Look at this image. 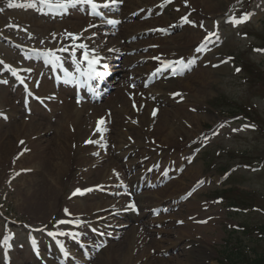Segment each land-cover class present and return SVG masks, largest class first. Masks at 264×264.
<instances>
[{
  "label": "rangeland",
  "instance_id": "374dc122",
  "mask_svg": "<svg viewBox=\"0 0 264 264\" xmlns=\"http://www.w3.org/2000/svg\"><path fill=\"white\" fill-rule=\"evenodd\" d=\"M97 2L103 4L104 0ZM183 2L123 0L113 7L98 8L97 15L88 5L59 9L39 0H0V264H227L225 253L235 250L226 242L232 244L235 239L254 248L255 254L264 253V237L258 240L260 235L254 231L264 228V124L258 127L253 114L245 113L256 109L264 122V51H258L264 50V0ZM29 4L34 6L27 7ZM244 14L249 18L232 22ZM164 16L166 21L154 29L147 24ZM185 16L187 22L182 19ZM109 19L120 23L108 24ZM136 23L140 28L135 29L141 31L133 33L131 27ZM118 31H123L122 35L118 36ZM69 33L77 34L78 39H69ZM102 38L107 41L102 52L114 47L112 42L125 49L135 47L125 54L128 62L119 59L109 70L114 74L133 61L130 70L136 71L139 83L127 82L124 96H132L127 91L133 85L141 94L144 89L162 87L160 78L145 80L147 67L183 61L179 72L166 70L171 75L162 90L164 100L155 103L156 110L169 114L180 110L181 104L194 106L169 121L179 130L175 133L178 151L163 157L161 149L136 132L132 140H140L137 154L119 156L116 169L120 175L111 171L107 184L104 166L111 162L100 161L96 169L105 171L104 180L102 185H94V176L81 181L78 157L70 152L76 145L67 142L71 163L61 175L54 170L48 173L45 160L43 163L36 156H51L48 148L55 147L54 135L68 138L76 128V139H82L89 151L87 168L92 165L94 172L102 154L117 156L113 145L86 143L84 135L90 124L83 128L72 121L65 123L70 112L64 118L65 111H61L64 103H76L81 120L95 125L92 141L108 137L104 125H99L101 133L96 131L105 114L111 118L105 124L122 131L113 124L116 116L108 113L106 103L115 95L114 87V92L100 99L90 95L87 110L81 109L86 103L80 97L86 90L77 89V97L68 95L75 90V81L66 82L65 73L85 78L74 63L83 59L84 50L77 52L73 47L81 43L94 47ZM61 47L74 50L76 56L56 51L60 61L53 64L43 55ZM117 57L116 53L108 55ZM107 81L106 88H110V79ZM97 83L87 85L97 92L106 89ZM146 99L143 96L141 100ZM234 104L243 109L232 112ZM63 123L61 135L62 131L56 130ZM110 136L114 134L110 132ZM39 140L42 144L37 149ZM123 142L121 153H126L133 143ZM189 168L191 173L186 174ZM49 174L52 176L47 179ZM231 185L242 192L241 201L247 198L259 210L239 213L215 199L213 191ZM47 186L53 189L52 197L44 202ZM77 189L91 191L73 195ZM231 196L235 201L236 195ZM129 204L135 208L123 214ZM236 204L241 206L239 201ZM238 225L250 231L252 242L242 231L232 229ZM233 231L236 233L230 234ZM123 256L130 259L122 263Z\"/></svg>",
  "mask_w": 264,
  "mask_h": 264
},
{
  "label": "bare ground",
  "instance_id": "6f19581e",
  "mask_svg": "<svg viewBox=\"0 0 264 264\" xmlns=\"http://www.w3.org/2000/svg\"><path fill=\"white\" fill-rule=\"evenodd\" d=\"M188 1V0H187ZM185 2V0H184ZM183 2V4H184ZM138 19L140 18V14H137ZM74 19H78L77 17H74ZM177 19V18H176ZM181 19H179L177 22H179ZM165 16L163 18H160L158 20L152 21L150 23V21L147 24H151L153 29L157 27L158 24L165 22ZM146 24V23H145ZM134 26H132L131 28L134 30V32H138L141 31V29H135L140 28L138 27L139 25L133 24ZM177 27V26H176ZM160 28V27H158ZM163 28H165L163 26ZM128 29L124 28V31H126ZM120 31V30H119ZM119 31L117 32L118 36L122 35V33ZM109 33L113 32H107V35H109ZM88 34V33H86ZM104 34V33H103ZM183 37V36H182ZM181 38V37H180ZM183 41L187 42L188 38L186 36L182 38ZM107 41L104 40V38H102V40H100V43L94 44V47H88L89 50L94 49L95 53H97L99 55V57H101L102 59L100 60V63L104 61L105 58L108 57L109 54H113L116 53L118 55H121V60H123L124 63L128 62L129 58H127L125 56L126 54V49L125 46H120L118 44H116V42H112V44H114V47L112 48H108L106 51V53L102 52V50L104 49L102 46L106 43ZM120 46V48H119ZM131 50L134 49L135 47L130 46ZM74 50H76L77 52L80 51L79 47H73ZM116 49H118V51H116ZM108 60V59H107ZM137 61V59L134 60V62ZM133 62V61H132ZM131 62V63H132ZM99 63V64H100ZM108 63L110 64V66L112 65V62L108 61ZM159 69H161V71H163V66L160 67ZM157 70V69H156ZM153 71V69L147 67V70L145 73H150L151 71L152 74L151 76H154L155 71ZM160 71V72H161ZM136 72V71H135ZM130 75H133L132 73H129ZM117 73L114 74L113 76V80L111 81V83H114L115 80H117V83L119 82V79H117ZM125 81V80H124ZM122 81L120 82V84L116 87V91H115V95H113L112 97H108L109 99L106 101L107 104H109V106H107L108 108V113L111 115H115L116 116V120H114L113 124L117 125V127H120L122 129V131H118L115 130L114 128H111L110 125L105 124L106 122H109V120H111V118H109L107 116V114H105V118H102L105 123L102 124L105 126L106 128V134H108V137H104V139H100V140H94L92 143H95L97 145L102 144V146H109L111 147L113 145V149H115V152L117 154V156H114V158H107L106 154H102L99 156V158L96 161V164L94 166V172L92 170V165L90 168L86 167V162H89L90 159L87 157V152L89 153L88 149L85 148L83 146V141L81 139V141L77 140L75 137V134L78 133L76 132L77 128L75 130H71V132L73 133V136L68 135V138L63 135L57 137L56 134L53 137V141L55 142L53 144L55 147L49 149V152L51 156L49 157H45L44 159V154L40 153V157H38V160L42 161L44 163L43 160H45L46 166L48 168V173L52 170H54L57 175H61V173L63 170H66V166L67 164H70V157L68 156V153L66 152V146L69 145V143H71L72 145H76V149H71L70 152L74 157H78V167H80V177H81V181L82 180H86L91 176H94V178L97 180V183L94 185H102L103 184V180H104V172L105 171H99L98 169H96L99 166V162L102 161L104 159L109 160V162H111V165L108 163L107 165L104 166L105 170H107V174H108V178L105 181V184H107V181L110 179V174L111 171L116 172V175H120L119 174V170L116 169L117 164L118 163V157H125L127 156V154H131L133 153L134 155L137 154L138 151H135V148H139L141 147L139 142L140 140L137 141L136 140H132V139H136L135 137H133V134L135 135L136 132H139L141 134V136H139L141 139H146L150 142V144L152 143V145L156 146V148L158 147V149H161L160 151L162 152V156H168V154H171L173 152L178 151L179 149V141L177 138V135H175V133L177 134V131L179 132V130H177L173 124H171L169 121L172 120V116L175 115L177 116V118L179 116L184 115L185 111L187 110L188 107H192L194 106L192 105H180L181 108L180 110L176 111V112H170L169 114H166L164 112H160L158 113L156 110V102H159L161 100H164V93H163V87H166L168 85V80L163 79L160 83V85L162 87L160 88H154L152 90L151 89H147L144 90V93L141 94V92L139 91V89L134 88V87H130V90L127 91L128 93H131L132 96L126 95L124 96L122 93V89L123 87H125V82ZM186 88V87H185ZM136 95L138 96V98L136 97ZM142 99L143 96H146L147 99L146 100H141L139 99L140 97ZM61 99V98H60ZM113 99V101H111ZM63 102V100H62ZM105 103V104H106ZM65 106L63 105L61 108V111H65V113H63L62 115L65 118V114L66 112H70L69 115L66 117L67 120L65 123H70L71 121L76 124L78 126H83V128L85 127L84 125L89 123V127L87 128V133L84 135V137H86V141H89L91 139V136L93 134L94 131V124H91V122L85 121V120H81V113L77 110H75V103H64ZM135 105V107H134ZM84 110L88 109L87 105H82V108ZM95 109V108H93ZM96 110V109H95ZM153 111H156V115L153 116L152 113ZM67 115V114H66ZM138 120V122H135V120ZM158 124H156V122H158ZM166 121V123H165ZM62 125L60 124L58 127V130L56 131H62L61 135L64 134V124ZM138 124V125H137ZM113 127V126H112ZM34 127L30 126V129L33 130ZM114 129V130H113ZM125 129L128 130L129 132L126 134L125 133ZM20 130V129H19ZM18 130V131H19ZM80 132V131H79ZM110 132H112L114 134V137L112 138V136H110ZM133 132V133H132ZM99 133H101V130L99 131ZM37 134V132L35 133ZM103 136V135H102ZM137 136V134H136ZM71 139V140H70ZM130 139V140H128ZM19 140V139H18ZM70 140V141H69ZM123 140L125 141H130V143H133V146L128 145V148L126 149V153H121L123 147L125 146V143L123 142ZM157 140H159L161 143L157 142ZM69 142V143H67ZM127 143V142H126ZM42 141L39 140L38 142H36V146L37 149H39L41 147ZM135 144V145H134ZM159 144H162L163 146H159ZM179 144V145H178ZM80 146H82L83 148H81ZM135 151V152H134ZM18 154V151H17ZM173 155V154H172ZM182 162V161H181ZM143 160L140 161L139 164H142ZM132 165V164H131ZM65 167V168H64ZM120 167V165H119ZM53 168V169H52ZM189 171H186V174H190L191 173V168L188 169ZM122 174V172H121ZM185 174V175H186ZM52 176V174L47 175V179H49V177ZM83 184V182H82ZM46 186V185H45ZM51 186V185H50ZM50 186H47V188H45V193L43 194V198L42 200L44 202H48V199H51L52 195H51V190H53ZM107 187V185L105 186ZM176 188V186H174ZM121 189V187H120ZM108 208V207H106ZM128 211H130V209H128ZM105 221L108 222V219H105ZM105 227L108 226V224L104 223ZM118 249V248H117ZM116 249V250H117ZM121 251L124 252V250L120 249ZM127 255V254H126ZM123 256V260L122 263L125 261H128L130 259V257L126 260V258Z\"/></svg>",
  "mask_w": 264,
  "mask_h": 264
},
{
  "label": "snow or ice",
  "instance_id": "6c2138e0",
  "mask_svg": "<svg viewBox=\"0 0 264 264\" xmlns=\"http://www.w3.org/2000/svg\"><path fill=\"white\" fill-rule=\"evenodd\" d=\"M39 2L42 5L47 6L49 8L55 7V8H59V9H67L69 7H74V6H77V5H88V6L91 7L93 13L99 15V12H97L98 8L113 7V6H116L117 4H121L123 2V0H104L103 4L98 3L97 0H56L55 4L52 3V0H39ZM168 2H171V0H168ZM185 4H187V0H185ZM33 6H34V4L27 5V7H33ZM248 18H249L248 14H244V16L241 17L240 20H233L232 22L234 24H238V23L243 22L244 20H246ZM182 19L185 22H187V17L186 16L183 17ZM107 23L115 25V24L120 23V21L109 19L107 21ZM93 26H95V25H93ZM160 31H164V30H160ZM68 38L74 41V40L78 39V35L69 33L68 34ZM78 47H79V49L84 50L83 53H82L83 59L80 60V61H75L74 60V63L76 65V70L79 73V75L85 77L87 80H93L96 77H101V76L105 75V73L100 72V71L97 70L96 66L100 63V60L102 58L99 57V55L95 53V50L94 49L89 50L88 49V45L83 44V43L79 44ZM56 51L68 52L71 57H75L76 56V52L74 50L70 51L68 47H61V48H59V49H57L55 51L49 50V51L43 53V55L48 57L50 59L51 63L55 64V63H58L60 61V57L56 55ZM258 51H264V50H258ZM90 56H91V58H89ZM154 59H159V57H154ZM85 61H86V65L84 67H82V65H84ZM2 63H3V61H0V64H2ZM162 63H163V68L164 69H171V71L173 73H177V72L180 71V67L183 64V61L162 62ZM9 70L13 71V74L15 75V71L13 69H11L9 67ZM160 71H161V69L158 68L157 72H160ZM237 71H240V70L237 69ZM65 75L68 76V78H69L68 81H66V82H73V81H77L78 80V77H76V76H74V75H72L70 73L66 72ZM4 82L6 83V81H4ZM21 83H23V81H21ZM133 87H134V85H133ZM175 95H180V94L176 93ZM77 103H80L79 99L77 100ZM134 107H135V105H134ZM152 115L155 116L156 115V111H153ZM0 116H3V114L0 113ZM4 118H6V117H4ZM104 123H105V121L103 119L98 121L97 129H96L97 132L100 131L99 125L104 124ZM245 127H248V125H246ZM237 130L238 129H234V131H237ZM102 138H103V136H101V139ZM92 142L93 141L89 140L86 143H92ZM20 143L23 144L24 142L21 141ZM86 191H91V189H84V190L77 189L76 192L73 193V195H75L76 193L83 194V192H86ZM128 207L134 209L135 205L134 204H129ZM65 213L66 214H70V213H68L67 209H65ZM64 222L65 221H60V223H64ZM49 235H52V233H49ZM5 243H7V241H5ZM61 248L63 249L62 245H61ZM64 255L65 256L68 255L67 251L64 252Z\"/></svg>",
  "mask_w": 264,
  "mask_h": 264
},
{
  "label": "trees",
  "instance_id": "16d2710c",
  "mask_svg": "<svg viewBox=\"0 0 264 264\" xmlns=\"http://www.w3.org/2000/svg\"><path fill=\"white\" fill-rule=\"evenodd\" d=\"M234 107H235V104H234ZM239 108L240 110L243 109L240 106V107L233 108V110L237 111L239 110ZM245 110L247 109L245 108ZM248 111H250V109H248L245 113H248ZM233 115H236V113H233ZM257 118L259 119V117ZM230 194H232V191H230ZM245 200L247 201V198ZM236 201H239V199H235V201H231L230 203H228L229 206L230 207L237 206L238 208ZM246 201H239V203H241V206H243ZM257 230H259L260 233L264 234V228H259ZM233 243L235 244H233L234 246L232 245V249L235 250V252L231 251L232 254L226 255L227 260L225 261L227 262V264H264V255L255 254L253 258H250L248 254V249H245L246 246H242V244H240V241L236 239L233 241Z\"/></svg>",
  "mask_w": 264,
  "mask_h": 264
}]
</instances>
